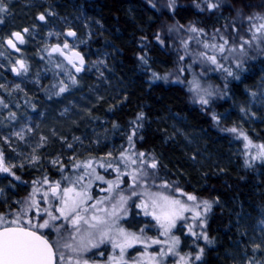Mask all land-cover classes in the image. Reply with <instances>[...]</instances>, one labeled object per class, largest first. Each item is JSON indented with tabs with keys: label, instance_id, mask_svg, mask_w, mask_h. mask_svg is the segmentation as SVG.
Returning <instances> with one entry per match:
<instances>
[{
	"label": "rangeland",
	"instance_id": "rangeland-1",
	"mask_svg": "<svg viewBox=\"0 0 264 264\" xmlns=\"http://www.w3.org/2000/svg\"><path fill=\"white\" fill-rule=\"evenodd\" d=\"M140 1L156 11L159 19L154 30V42L173 60L170 68L162 73V77H168L167 81L162 79L163 82L180 86L188 99L204 108L211 119L213 113L218 115L220 117L219 124L213 119L212 121L215 127L221 131L237 127L245 131L255 144H264V141L255 138V134H260V131L264 130V72L253 82L241 84L242 94L239 95L235 90H230L228 86L232 77H228L226 80L225 74L212 70L214 66L201 62L199 53L205 49H203L202 43L197 42L205 40L209 43L213 42L211 37L217 29L228 36L231 42V37L234 35L233 22L240 30V34L248 38L246 30L249 25L245 18L257 13L264 15V0H243L242 3L237 0L232 1L230 3L231 13L227 21L223 22L222 16L220 20L217 19L209 26L201 24L198 17L220 14L221 8L225 6L223 4L227 0H210L212 3L219 2V7L212 10L207 8L205 0H191L194 3L191 6L187 4L186 0H176L174 10L167 7L168 0H152V3H149V0ZM3 4L7 11L0 13V52L3 53L0 55V85H3L0 90L5 93L11 105L8 108L1 104L3 108H0V151H3L6 163L16 167L12 168L14 176L9 173H0V206L4 208L0 214L6 215L8 219L14 218V214L22 206H26V201L27 203L31 202L28 200L29 195L34 188H37L39 192L35 194L34 198L39 201V210L43 218L36 217L34 215L36 209H31L24 219L31 218L33 223H42L43 219L48 218L43 214L44 208H49L54 214L59 215L55 209L61 206L58 198L52 197L49 184L43 183L45 177L51 183L60 181L61 188L75 187L77 191L83 184L86 186L84 190L92 197L84 207L96 205V209L99 210L89 207L87 213H81L89 219L92 215L105 216L103 210L111 211L120 195L129 197L124 208L119 212V218L110 235L116 236V229L122 228L126 232L141 236L142 242L126 249L123 258H121L120 249H114L108 240L99 244L98 247H89L87 251L74 253L64 249L62 245L70 243L73 247H77L81 237L94 230L89 229L87 224L81 223L79 231H77L70 222L61 219L53 222L56 225H65L60 233H57L53 228L40 229L39 231L49 234L54 249L55 242H60L61 247L56 249L57 256L59 257L63 253L66 258L65 264H67L69 256L73 258V264L77 259L81 264H84V261H87V264H125V262L126 264H150V257H156L155 264H185V261L180 259L181 257H185L187 264H192L193 260L197 261L195 259L197 253H194V256L191 250L181 249V237L178 231L190 234L194 239L202 238L188 232L189 224L193 225V231L196 233L204 232V228L191 219L192 213L186 212L184 215L187 219L177 221V226L165 233L152 215H145L144 209L136 206L141 204L142 200H147V196L139 194L151 193L167 196L179 199L189 206L194 202L188 201L186 195H182V193L195 195L197 203L209 200L213 202V206L214 201L208 196L186 192L172 182L163 180L159 177L157 168L154 170L146 168V164L148 175L139 182V186L133 185V176L140 173V162H132L136 159L134 154L143 151L137 149L134 138V146H130L127 139L129 134L122 132L121 135V131L118 133L119 129L116 124L103 114L104 111L101 112L102 114H99L98 111L103 102L117 98L122 92V88L112 79L110 51L103 47L97 50L96 47H91L89 44L93 37L99 34V30L104 29L99 18L86 14L82 8L72 4V11H60L54 6L52 0H3ZM152 4L156 6L152 7ZM197 4L200 5L199 8L196 7ZM230 4L228 5L230 6ZM187 9L194 11L192 17L181 22L174 14L177 11H187ZM238 13H240L239 16ZM41 14L46 16L43 21L38 19ZM189 16L191 15L189 14ZM190 26L204 29V34L189 32ZM25 28L29 29L28 33L23 32ZM69 30L75 32L76 35L74 37L67 36L66 33ZM13 32H21L25 39L24 44L17 45L20 49L19 52L9 48L5 43ZM49 33H53V35H49ZM157 35L164 41V44L157 41ZM189 37L193 38L189 39ZM65 41L69 44V49L64 50L65 55L70 56L71 49L80 52L83 56L85 61L83 71L76 72L65 56L59 53L49 55L53 46L63 47ZM182 41L188 42V54H186ZM217 42H219L218 37ZM261 49H264V45H261ZM208 51L209 54H212L211 50ZM263 55L264 51H258L254 45L249 49V58L245 60L244 65ZM181 56L184 57L183 60L180 59ZM17 60L25 62L27 72L17 75L12 71ZM221 62L226 67L234 68V64L229 61ZM76 63L79 66L78 60ZM57 65H62V67H57ZM164 68L168 67L164 65ZM67 73L75 76L77 81L75 85L71 83ZM177 78L180 82H176ZM194 79L199 81L201 88L214 93L210 98L209 105H200L196 102L198 99L196 93L189 90L191 87L189 82ZM60 81L69 86L68 91L55 95L59 91ZM17 85L19 88L16 87ZM225 85L227 86L225 87ZM252 93H256L255 97L252 96ZM228 97H230L228 100L233 103L232 115L217 114L218 102ZM241 108H244L245 112H241ZM9 113H15V119L10 120ZM171 125L182 134L188 143L194 141L178 127L175 120L171 121ZM21 129L24 130L23 140L14 135ZM227 133L231 138L234 152L242 155L245 160L244 141L237 139L232 133ZM42 138L44 139L42 140ZM68 145H72V147L70 148ZM255 151L252 149L251 154H254ZM121 152L125 153L124 159H120ZM109 153L111 156L108 155ZM203 155L202 151L198 153V157ZM33 156H37L39 159L32 161ZM128 157L131 158L128 159ZM144 159L150 163L153 156L145 153ZM88 162L91 163V167L85 170L84 164ZM110 163L111 167L108 166ZM76 164H80L81 167H74ZM101 165L104 166L101 167ZM117 167L121 174L119 181L116 180ZM27 169L41 170L42 176L24 177L23 170ZM85 171L88 175H85ZM97 175L102 176L103 180H97ZM17 176L20 178L19 180L16 179ZM77 176L84 177L81 184L71 185L62 179V177H68L74 181ZM107 181H112L113 184L119 183V187H113V190L109 192L107 190L110 185ZM165 183L170 187H163L162 185ZM45 191H49L46 202L40 199ZM133 191L138 195L133 196ZM97 201H103V203H97ZM202 208L201 205L200 210ZM148 211H152L151 207ZM131 213L142 219L146 218V225L140 223L136 227L128 226L126 222L131 217ZM111 219L113 218H109V220ZM247 220L246 232L249 234L250 242L254 245H261L264 254V225L252 218H247ZM141 229L144 230L143 233L140 232ZM173 237H179V244L173 251H169ZM153 240H158L159 243H152ZM98 242L99 234L96 233L93 243ZM160 252H164L165 255L161 257ZM249 261L253 260L242 252L233 256L235 264H249ZM254 262L261 264L260 260H254Z\"/></svg>",
	"mask_w": 264,
	"mask_h": 264
},
{
	"label": "trees",
	"instance_id": "trees-1",
	"mask_svg": "<svg viewBox=\"0 0 264 264\" xmlns=\"http://www.w3.org/2000/svg\"><path fill=\"white\" fill-rule=\"evenodd\" d=\"M186 1L190 6L194 4L191 0ZM232 1L235 0L224 2L220 14L197 16L201 24L209 26L222 16V21H227ZM52 2L60 11L70 12L71 4L76 5L86 14L99 18L103 24L104 29L99 30L89 44L97 50L103 47L110 51L112 79L122 92L117 98L103 102L98 108L99 114L104 111L103 114L116 124L118 133L130 135L136 127L132 122L143 112L144 119L137 121L143 126L137 129L133 138L137 149L152 155L158 162L159 177L186 192L213 199L214 204L206 218L207 226L204 227L212 243L203 238L194 239L178 230L182 250H191L194 256L201 248L204 250L201 259L193 260L192 264H235L233 256L240 252L264 264L262 247L253 251L255 245L251 244L246 232L247 218L264 220V162L257 160L251 167H246L243 156L234 152L229 134L215 127L204 108L192 103L180 86L151 78L152 72L162 77V73L173 64L170 56L154 42V30L159 19L156 11L140 0ZM193 12L187 9L174 15L184 22L192 17ZM141 55L147 59V65L139 59ZM244 69L240 72V79L230 78L228 85L239 95L242 94L241 84L253 82L264 72V55L245 63ZM229 98L218 102L217 114L232 115L234 108ZM0 100L2 105L8 104L10 108V100L1 90ZM173 120L193 142L188 143L172 127ZM255 138L264 141V130L255 134ZM200 151L204 155L198 157ZM23 175L42 176V172L27 169L23 170ZM2 211L4 208L0 206ZM140 223L146 225L147 219L134 213L126 222L130 227Z\"/></svg>",
	"mask_w": 264,
	"mask_h": 264
},
{
	"label": "snow or ice",
	"instance_id": "snow-or-ice-1",
	"mask_svg": "<svg viewBox=\"0 0 264 264\" xmlns=\"http://www.w3.org/2000/svg\"><path fill=\"white\" fill-rule=\"evenodd\" d=\"M207 3V8L209 10L215 9L219 7V2L212 3L210 0H205ZM149 3H152V0H149ZM155 4H152V7H155ZM176 6V0H168L167 7L169 9L174 10ZM197 8L200 7L199 4L196 5ZM7 8L3 4V0H0V13L6 12ZM240 13H238V16ZM39 20L43 21L46 19L44 14L39 15ZM248 22V28L246 33L248 34V38L240 34V30L236 28L235 23L232 24V29L234 35L231 37V42L228 36L222 34L219 29L211 37L213 42L209 43L208 41H197L198 43H202L204 51L199 53V57L201 58V62L204 64L212 65L213 71H220L225 74V79L228 77H232L233 79H240L239 73L244 71V62L249 58L248 52L249 49L255 48L258 51H264L261 49V45H264V15L259 13L247 16L245 18ZM183 27V26H180ZM171 30V29H170ZM188 31L196 34H204V29L197 28L195 26H190ZM24 33H28L29 29H23ZM49 35H53V33H49ZM67 36L74 37L76 35L75 32L69 30L66 33ZM217 37L219 38V42H217ZM193 37H189L192 39ZM157 41L160 44H164V41L160 38L159 35L156 36ZM237 41H239L237 43ZM6 45L9 48L15 49L17 52L20 51L18 44H24L25 39L21 32H13L11 37L5 41ZM182 45L185 48L186 54L188 49V42L182 41ZM69 49V44L65 41L63 47L60 45H55L51 48L49 55L52 53H59L60 55L65 56V59L68 60V63L72 65L76 72L83 71L84 66V58L80 52L75 50H71V55H65L64 50ZM211 50L212 54H209ZM0 55H3L0 52ZM139 59L143 62V64L147 65V59L145 56L141 55ZM181 60L184 59L183 56L180 57ZM79 61V66H77L76 61ZM221 61H229L234 64V68L229 66L226 67L224 63ZM57 67H62V65H57ZM191 67V65H189ZM235 69V70H234ZM27 65L23 60H17L16 64L13 66L12 71L17 75H20L22 72H27ZM183 71V69H181ZM68 78L71 83L75 85L77 83L75 76L71 75V73H67ZM151 78L153 80L164 79L167 81L168 77L159 76L156 72H152ZM176 82H180L179 78H177ZM190 91L196 93L198 97L197 101L202 106H207L210 104V98L214 95V93L208 89H203L200 87L199 81L194 79L189 82ZM227 85H225L226 87ZM3 85H0L2 88ZM19 88V85L16 86ZM69 86L64 84L63 81H60L59 91L55 93V95H60L66 91H68ZM256 93H252V96L255 97ZM0 104H3V101L0 100ZM7 107V105H4ZM241 112H245L244 108L240 109ZM253 115H255L253 113ZM11 119H15V113H9V117ZM144 119V113L141 112L137 115L136 120L132 123L136 125L132 129L131 134L128 136V143L130 146L133 145V137L137 134V129L142 127V124H137V121H142ZM213 121L217 124L220 122V117L213 113L212 115ZM115 127V125H114ZM223 131L234 134L237 139H242L244 141V155H245V166L251 167L253 162L260 160L264 162V144H255L251 138L246 134L245 131L237 128L230 127L226 129H222ZM23 129L19 132H15L14 135L18 137L20 140L24 139ZM31 131V129H29ZM44 138H42L43 140ZM79 139V138H76ZM68 147H72V145H68ZM255 149V153L251 154V150ZM111 156V153L108 154ZM136 159L133 160V163L137 161L140 162V173L138 175L133 176V185L139 186V182L148 175L146 168L156 169L158 167V162L155 159H152L150 163L146 162L144 157L145 153H135ZM125 158V153H120V159ZM131 157H128L130 159ZM39 157L33 156L32 161L38 160ZM55 163V162H54ZM146 164V168H145ZM104 165H101L103 167ZM111 167V163L108 165ZM16 167L15 165L9 166L6 163V158L3 151H0V173H9L11 175H15L12 172V168ZM76 168H80V164L74 165ZM91 167V163H85L84 168L87 170ZM118 173L116 180H120V171L119 167L116 168ZM85 175H88L87 171H85ZM17 180L20 178L17 176ZM64 181H68L69 184H81V181L84 179L83 176H77V178L73 181L68 177H62ZM97 180H103L102 176L97 175ZM36 183V182H33ZM43 183L49 184V191L54 198H58L61 206L55 209L56 213L54 214L52 210L49 208L43 209V214L48 218L43 219L42 223H33L32 219L29 218L25 220V216H27L28 211L31 209H36L34 215L40 219H42L41 211L39 210V201H37L34 196L39 189L34 188L33 192L29 195L28 200L30 203H26V206H22L19 211L14 214V218L8 219V217L4 214H0V264H65V255L61 253L59 257L57 256L56 249L61 247L59 241L55 242V249L53 242L47 238L45 234H42L40 229H48L53 228L57 233L61 232V229L65 228L64 224L56 225L53 222L59 221L61 219L68 221L71 223L73 227L79 231V225L81 223L87 224L88 228L94 231H89L86 236H82L81 240L77 247H73L70 243H64L62 247L64 249L70 250L71 252L78 253L80 251H87L89 247H98L99 244L104 243L106 240L110 241L113 245V248L120 249L121 258L128 248H132L135 244L141 243V236L136 233L126 232L122 228L116 229V236L110 235L113 231V226L116 225V220L119 218V212L124 208L129 197H125L123 195L119 196V200L116 204H113L111 211L104 209L105 216L101 217L98 215H92L87 218L85 215L81 213H87L89 211V207L92 209H96V205H90L89 207H84L85 203L92 199L91 195L85 191V185L81 184L80 190L77 191L75 187H64L61 188V182L56 181L51 183L48 181L47 177L44 178ZM110 185L107 191L111 192L113 187L118 188L119 183L113 184L112 181H107ZM165 188L170 187L167 183L162 185ZM49 191H45L41 196V200L47 201L49 196ZM133 196L138 195L135 191L132 192ZM139 195L147 196V200H142L141 204L136 205L137 207H142L144 209L145 215H152L153 219L157 221L161 228L164 229L165 233L171 231L172 228L177 226V221L186 220L185 217L186 212L192 213L191 219L194 222H198L199 226L204 228L207 226L206 217L207 214L211 211L212 201L203 200L197 203V197L192 194L182 193V195H186L188 201L194 202L193 205L189 206L186 203H182L179 199H172L167 196H158L151 193H141ZM20 203V202H18ZM97 203H103V201H97ZM201 205L203 206L202 210ZM151 207L152 211L149 212L148 209ZM98 210V209H96ZM99 211V210H98ZM109 218H113L109 220ZM261 225H264V220L260 221ZM143 229L140 230L143 233ZM188 232L193 236L202 237L207 243H212V240L208 237L206 232H200L199 234L193 231V225H188ZM99 234V242L93 243V237L95 234ZM152 243H159L158 240H153ZM179 244V237L172 238V246L169 248V251H173L175 246ZM261 245L257 244L254 246L253 251L260 250ZM203 248L200 249V252L195 256L196 260L201 259V254L203 253ZM159 255L162 257L165 255L164 252H160ZM182 261H185L187 264L185 257L180 258ZM150 264H155L156 257H150ZM67 264H73V258L69 256L67 258ZM75 264H81L80 260H76ZM84 264H87V261H84ZM126 264V262H125ZM249 264H255L254 261H249Z\"/></svg>",
	"mask_w": 264,
	"mask_h": 264
},
{
	"label": "flooded vegetation",
	"instance_id": "flooded-vegetation-1",
	"mask_svg": "<svg viewBox=\"0 0 264 264\" xmlns=\"http://www.w3.org/2000/svg\"><path fill=\"white\" fill-rule=\"evenodd\" d=\"M42 234H45L47 236V238L50 240V242H52L51 237L49 236V234L47 232H41Z\"/></svg>",
	"mask_w": 264,
	"mask_h": 264
}]
</instances>
